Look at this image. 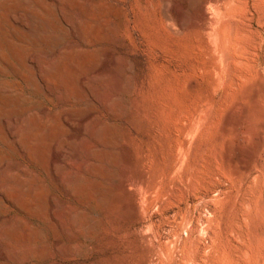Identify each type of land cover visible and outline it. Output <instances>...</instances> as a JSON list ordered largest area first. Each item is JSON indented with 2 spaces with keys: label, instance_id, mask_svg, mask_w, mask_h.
Returning <instances> with one entry per match:
<instances>
[{
  "label": "rangeland",
  "instance_id": "374dc122",
  "mask_svg": "<svg viewBox=\"0 0 264 264\" xmlns=\"http://www.w3.org/2000/svg\"><path fill=\"white\" fill-rule=\"evenodd\" d=\"M0 264H264V0H0Z\"/></svg>",
  "mask_w": 264,
  "mask_h": 264
}]
</instances>
